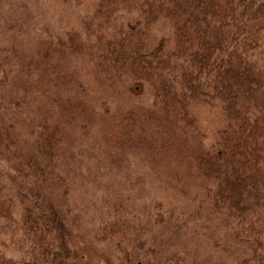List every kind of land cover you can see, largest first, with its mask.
<instances>
[{
    "label": "trees",
    "instance_id": "trees-1",
    "mask_svg": "<svg viewBox=\"0 0 264 264\" xmlns=\"http://www.w3.org/2000/svg\"><path fill=\"white\" fill-rule=\"evenodd\" d=\"M79 28L28 47L0 24V264L77 263L66 167L83 162L155 182L161 264L197 234L196 264H264V0H97Z\"/></svg>",
    "mask_w": 264,
    "mask_h": 264
},
{
    "label": "rangeland",
    "instance_id": "rangeland-1",
    "mask_svg": "<svg viewBox=\"0 0 264 264\" xmlns=\"http://www.w3.org/2000/svg\"><path fill=\"white\" fill-rule=\"evenodd\" d=\"M96 1L0 0V24L6 22L11 25V32L19 28L18 33L24 37L25 44L31 47L37 43L34 40L38 36H43L42 33L46 27L52 34L61 35L67 31L80 30V18L88 13ZM159 37H162L161 31L156 29L155 41L159 40ZM129 87L136 96L144 94V88L141 85L135 84ZM198 109L197 119L202 129L215 137L216 127L223 118L222 112L217 108L204 105ZM66 171L72 187L73 210L69 229L75 246L76 264H161L164 262L166 254H163L161 247L155 251L154 245L151 244L153 230L148 228L143 218L144 211L149 206L148 200L157 197L155 182L142 179L138 174L139 170L138 172L135 170L136 174L133 175L130 173L125 176L114 175L115 172L107 174L94 164L87 162L71 164L66 167ZM131 204L136 205L138 212L128 207ZM112 205L121 206L117 214L120 216L117 219H123L128 225L122 228L115 226L117 227L116 230L114 229L115 233L106 232V229L100 227L104 221L114 219V213L110 211ZM127 209L132 212L127 213ZM106 214L112 215L104 218ZM114 240L119 241L118 248L111 244ZM139 241L145 242L140 246ZM207 247L201 234L188 240L185 264H196L202 255L199 249ZM224 259L225 256H220L211 264H219L224 262Z\"/></svg>",
    "mask_w": 264,
    "mask_h": 264
}]
</instances>
